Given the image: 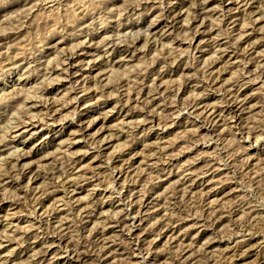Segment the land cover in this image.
I'll return each instance as SVG.
<instances>
[{"label":"rangeland","instance_id":"obj_1","mask_svg":"<svg viewBox=\"0 0 264 264\" xmlns=\"http://www.w3.org/2000/svg\"><path fill=\"white\" fill-rule=\"evenodd\" d=\"M263 18L0 0V264H264Z\"/></svg>","mask_w":264,"mask_h":264},{"label":"bare ground","instance_id":"obj_2","mask_svg":"<svg viewBox=\"0 0 264 264\" xmlns=\"http://www.w3.org/2000/svg\"><path fill=\"white\" fill-rule=\"evenodd\" d=\"M79 1V0H78ZM83 1V0H82ZM85 1V0H84ZM190 1H192V0H190ZM262 1V0H261ZM201 2V1H200ZM71 5V4H70ZM53 6V5H52ZM83 6V5H82ZM24 7V6H23ZM68 7V6H67ZM157 7V6H156ZM63 8V7H62ZM71 8V7H70ZM51 10V9H50ZM56 10V9H55ZM76 12V11H75ZM193 12V11H192ZM117 14V13H116ZM207 14V13H206ZM254 14V13H253ZM46 15V14H45ZM63 15V14H62ZM70 15V14H69ZM106 16V15H105ZM110 16V15H109ZM72 17V16H71ZM262 18V17H261ZM186 19V18H185ZM254 19V18H253ZM264 19V18H263ZM259 19H257V21H258ZM65 21V20H64ZM79 21V20H78ZM95 23V22H94ZM186 23V22H185ZM187 24V23H186ZM193 24V23H192ZM108 26V25H107ZM82 30V29H81ZM96 30V29H95ZM164 30V29H163ZM116 32V31H115ZM243 33V32H242ZM241 33V34H242ZM71 34V33H70ZM83 35V34H82ZM215 37H217V35L215 36ZM144 38V37H143ZM155 38H157V37H155ZM85 39V38H84ZM160 39V38H159ZM160 41V40H159ZM27 42V41H26ZM201 42V41H200ZM30 43V42H29ZM80 43H78V45H79ZM233 48V47H232ZM241 49V48H240ZM228 51V50H227ZM26 52V51H25ZM70 53V52H69ZM102 55V54H101ZM7 59V58H6ZM176 59V58H175ZM41 60V59H40ZM57 60H58V58H57ZM61 60V59H60ZM83 61V60H82ZM105 61V60H104ZM2 63V62H1ZM59 69V68H58ZM34 70V69H33ZM77 70V69H76ZM258 70V69H257ZM48 72V71H47ZM247 72V71H246ZM2 74V73H1ZM5 74V73H4ZM10 74V73H9ZM154 74V73H153ZM6 75V74H5ZM55 75V74H54ZM259 79V78H258ZM81 80V79H80ZM151 80V79H150ZM55 81V80H54ZM254 81V80H253ZM259 81V80H258ZM152 83V82H151ZM255 83V82H254ZM91 89H94V88H91ZM128 89V88H127ZM19 90V89H18ZM27 91V90H26ZM157 91V90H156ZM68 92H70V91H68ZM26 93V92H25ZM131 93V92H130ZM9 94V93H8ZM64 94H66V93H64ZM5 95V94H4ZM33 95V94H32ZM137 96V95H136ZM26 97V96H25ZM24 97V98H25ZM30 97H32V96H30ZM28 98L29 100L31 99V98ZM6 98V97H5ZM12 98V97H11ZM23 98V99H24ZM34 98V97H33ZM197 98V97H196ZM1 99H2V97H1ZM35 99H37V98H35ZM141 99V98H140ZM25 100H27V99H25ZM6 101V100H5ZM28 101V100H27ZM39 101V100H38ZM45 101V100H44ZM43 101V102H44ZM234 101V100H233ZM22 102V101H21ZM24 102V101H23ZM22 102V103H23ZM225 102V101H224ZM25 103V102H24ZM27 103V102H26ZM25 103V104H26ZM15 104H16V102H15ZM20 104V103H19ZM37 104V103H36ZM207 104V103H206ZM231 104V103H230ZM96 105V104H95ZM172 105V104H171ZM35 106V105H34ZM32 107V106H31ZM65 107V106H64ZM182 107V106H181ZM134 108V107H133ZM213 109V108H212ZM157 110V109H156ZM204 110V109H203ZM186 111V110H185ZM233 111V110H232ZM33 112V111H32ZM176 113V112H175ZM15 115V114H14ZM46 115V114H45ZM34 116H36V115H34ZM33 117V116H32ZM22 118V117H21ZM33 118H36V117H33ZM33 118H31L32 120H33ZM39 118V117H38ZM227 118V117H226ZM225 118V119H226ZM31 119H29V120H31ZM17 120V119H16ZM31 120V121H32ZM41 122V121H40ZM70 122V121H69ZM27 123V122H26ZM25 123V124H26ZM29 123V122H28ZM27 123V124H28ZM52 123V122H51ZM226 123V122H225ZM47 124V123H46ZM49 124V123H48ZM214 124V123H213ZM24 125V124H23ZM30 126H33V124H29ZM25 126V125H24ZM17 127H19V126H17ZM1 133V132H0ZM132 137V136H131ZM6 138V137H5ZM247 138H249V137H247ZM205 143V142H204ZM11 155V154H10ZM6 156V155H5ZM155 156V155H154ZM161 159V158H160ZM5 161V160H4ZM3 162V161H2ZM109 162V161H108ZM218 168V167H217ZM0 170H1V168H0ZM12 170V169H11ZM185 173V172H184ZM2 174H4V173H2ZM1 176V175H0ZM58 177V176H57ZM87 178V177H86ZM212 178V177H211ZM212 180V179H211ZM47 181V180H46ZM53 184V183H52ZM1 189V188H0ZM75 189V188H74ZM74 189H73V191H74ZM120 192V191H119ZM133 192V191H132ZM147 192V191H146ZM168 192V191H167ZM131 194V193H130ZM158 200V199H157ZM55 209V208H54ZM47 211V210H46ZM255 217V216H254ZM261 217V216H260ZM253 218V217H252ZM262 219V218H261ZM58 222V221H57ZM67 222V221H66ZM262 224V223H261ZM48 225V224H47ZM245 227V226H244ZM129 228V227H128ZM130 230V229H129ZM129 232V231H128ZM250 233V232H249ZM173 239V238H172ZM171 241V240H170ZM262 242V241H261ZM102 250V249H101ZM250 250V249H249ZM10 251V250H9ZM57 251V250H56ZM247 251V250H246ZM110 252V251H109ZM224 253V252H223ZM147 254V253H146ZM243 254V253H242ZM20 257V256H19ZM175 257V256H174ZM221 258V257H220ZM215 260V259H214ZM262 261V260H261ZM215 262V261H214ZM257 262V261H256ZM172 264V263H171ZM184 264V263H183ZM216 264V263H215ZM260 264V263H259Z\"/></svg>","mask_w":264,"mask_h":264}]
</instances>
